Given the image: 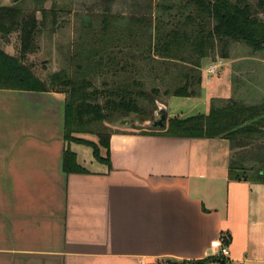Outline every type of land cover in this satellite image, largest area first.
Segmentation results:
<instances>
[{
	"label": "crops",
	"instance_id": "0c3cea01",
	"mask_svg": "<svg viewBox=\"0 0 264 264\" xmlns=\"http://www.w3.org/2000/svg\"><path fill=\"white\" fill-rule=\"evenodd\" d=\"M222 60L214 85L205 62L197 95L177 97L181 109L205 112L170 114L161 101L166 128L258 88L249 79L263 60ZM65 105L64 93L0 89V264H264L262 191L230 180L227 139L122 129L98 159L66 141ZM68 150L83 171L65 169ZM216 240L227 256L212 255Z\"/></svg>",
	"mask_w": 264,
	"mask_h": 264
},
{
	"label": "trees",
	"instance_id": "16d2710c",
	"mask_svg": "<svg viewBox=\"0 0 264 264\" xmlns=\"http://www.w3.org/2000/svg\"><path fill=\"white\" fill-rule=\"evenodd\" d=\"M23 1L0 5V35L20 32L21 41L20 53L15 56L0 45V89L64 93L66 141L93 147L98 159L100 147L109 149L112 133L107 123L131 115L153 119L157 102L169 96L197 95L204 61L213 62L218 55L229 59L232 43H243L254 52L264 50V0L256 4L251 0H181L162 6L164 16L133 20L139 29L128 35V60L122 57L121 49L103 47L90 53L98 58L97 73L114 77L121 74L125 78H118L120 82H105L102 88H94L90 78L79 79L65 70L42 80L25 64V59L36 52V39L42 28L51 25L53 31L58 27L59 13L43 8L27 12L21 5ZM37 12H41V20ZM104 24L105 27L107 23ZM147 81L153 84L150 91ZM138 130L185 138H223L230 142L233 153L264 138V101L254 105L238 100L216 101L208 115L171 119L168 128L161 130ZM81 134L96 136L98 144L76 137ZM263 149L264 146L259 147L258 155L263 156L260 162L264 166ZM233 157L232 154L230 180H248L243 160ZM64 161L68 172L83 171L76 164L75 153L66 151ZM257 177L256 181L264 184L263 169L258 170Z\"/></svg>",
	"mask_w": 264,
	"mask_h": 264
},
{
	"label": "rangeland",
	"instance_id": "374dc122",
	"mask_svg": "<svg viewBox=\"0 0 264 264\" xmlns=\"http://www.w3.org/2000/svg\"><path fill=\"white\" fill-rule=\"evenodd\" d=\"M180 1L24 0L21 5L27 12H34L43 8L47 11L56 9L59 13L58 27L53 31L51 25L41 29L36 39L37 50L35 53L27 55L25 64L30 66L34 73L42 80H47L52 74L65 70L79 79L90 78L94 88H102L105 82L110 84L113 81L120 82V78H122L121 80L125 78L121 74L114 77L110 73H97L98 69L95 63H97L98 58L93 55L92 57L94 58L92 59L90 53L94 49H103V47L105 50L121 49L123 56L122 54L120 56L128 60V35H130L132 30L134 32L139 29L133 20L136 18L155 19L164 16L165 12L162 6H171ZM258 1L251 0V3L256 4ZM12 3L11 0H5L3 6H10ZM36 4L40 6L38 7ZM36 15L39 20L42 19L41 12H37ZM104 23H107L105 27ZM0 36L3 37V40L0 39V42L5 43L6 48L13 50L16 55L20 53V32H13L9 36ZM111 44L115 46L113 47ZM124 50L126 51L124 52ZM229 50L230 57L232 58L256 55V57L264 61V50L255 54L250 47L243 43H232ZM219 60L222 59L218 55L213 61ZM204 62L208 63L209 61L207 59ZM262 63L261 66L256 68L257 71L254 73V76L252 75V78L249 79L258 88H255L256 90L254 91L248 89L242 97L240 94L239 98L248 105L264 101V62ZM212 80L213 83L211 82V85H214L216 78L213 77ZM146 83L147 90L150 91L153 84L148 81ZM203 83L210 86V84L205 82V79H203ZM167 99L169 101L170 114L182 112L186 114L185 116H191L199 112H205L203 107L196 111L187 112V109H181L180 105L182 101H185L184 99L174 96H169ZM137 121H144V119L135 115L118 118L113 123H107L108 131L109 133H113L122 129L138 130L136 127ZM261 146H264V138L258 139L245 147L237 148L232 153L235 160L239 162L243 160L246 178L253 182L256 189L260 187L262 191L260 201L259 194L254 195V202H256L254 211L258 205L261 206L260 211H264V184L256 181L258 170H264V166L260 162L263 156L258 155V149ZM80 149L92 154L91 148L80 146ZM262 153L264 154V149Z\"/></svg>",
	"mask_w": 264,
	"mask_h": 264
},
{
	"label": "water",
	"instance_id": "95a60500",
	"mask_svg": "<svg viewBox=\"0 0 264 264\" xmlns=\"http://www.w3.org/2000/svg\"><path fill=\"white\" fill-rule=\"evenodd\" d=\"M19 1V0H11ZM167 112L166 105L162 102H157V109L154 112L153 119H146L144 121H137L136 127L143 130H161L167 127Z\"/></svg>",
	"mask_w": 264,
	"mask_h": 264
},
{
	"label": "built area",
	"instance_id": "2783aa9c",
	"mask_svg": "<svg viewBox=\"0 0 264 264\" xmlns=\"http://www.w3.org/2000/svg\"><path fill=\"white\" fill-rule=\"evenodd\" d=\"M223 67V61H213L206 68L207 79L206 81L210 83L212 78L216 75H219ZM210 249L213 250L212 255L215 257L217 255L227 256L229 254L228 248L220 240L211 242ZM210 253V252H208ZM211 254V253H210Z\"/></svg>",
	"mask_w": 264,
	"mask_h": 264
}]
</instances>
